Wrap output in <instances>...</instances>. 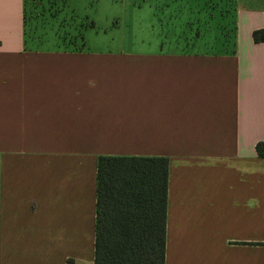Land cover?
Instances as JSON below:
<instances>
[{
	"label": "crops",
	"instance_id": "obj_1",
	"mask_svg": "<svg viewBox=\"0 0 264 264\" xmlns=\"http://www.w3.org/2000/svg\"><path fill=\"white\" fill-rule=\"evenodd\" d=\"M23 12L0 0V264H93L99 155L168 158L164 264H264V0L233 52L28 48Z\"/></svg>",
	"mask_w": 264,
	"mask_h": 264
},
{
	"label": "rangeland",
	"instance_id": "obj_2",
	"mask_svg": "<svg viewBox=\"0 0 264 264\" xmlns=\"http://www.w3.org/2000/svg\"><path fill=\"white\" fill-rule=\"evenodd\" d=\"M236 6L237 0H24L25 45L138 49L154 40L158 26L181 50L232 52Z\"/></svg>",
	"mask_w": 264,
	"mask_h": 264
},
{
	"label": "trees",
	"instance_id": "obj_3",
	"mask_svg": "<svg viewBox=\"0 0 264 264\" xmlns=\"http://www.w3.org/2000/svg\"><path fill=\"white\" fill-rule=\"evenodd\" d=\"M255 148L264 156V141ZM167 170L166 156L97 157L93 264H164Z\"/></svg>",
	"mask_w": 264,
	"mask_h": 264
}]
</instances>
